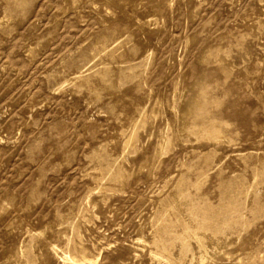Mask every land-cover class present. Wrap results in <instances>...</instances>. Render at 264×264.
I'll use <instances>...</instances> for the list:
<instances>
[{"label": "rangeland", "instance_id": "374dc122", "mask_svg": "<svg viewBox=\"0 0 264 264\" xmlns=\"http://www.w3.org/2000/svg\"><path fill=\"white\" fill-rule=\"evenodd\" d=\"M0 264H264V0H0Z\"/></svg>", "mask_w": 264, "mask_h": 264}]
</instances>
